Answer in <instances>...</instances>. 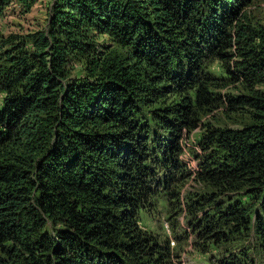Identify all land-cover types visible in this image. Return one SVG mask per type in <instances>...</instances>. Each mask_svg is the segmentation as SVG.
<instances>
[{
    "label": "trees",
    "instance_id": "16d2710c",
    "mask_svg": "<svg viewBox=\"0 0 264 264\" xmlns=\"http://www.w3.org/2000/svg\"><path fill=\"white\" fill-rule=\"evenodd\" d=\"M257 1L51 0L0 35V264H175L190 237L206 264H264Z\"/></svg>",
    "mask_w": 264,
    "mask_h": 264
},
{
    "label": "rangeland",
    "instance_id": "374dc122",
    "mask_svg": "<svg viewBox=\"0 0 264 264\" xmlns=\"http://www.w3.org/2000/svg\"><path fill=\"white\" fill-rule=\"evenodd\" d=\"M50 2L51 0H37V2L31 8L30 12L27 15H24L23 17H20V15L17 13L16 7H11L12 12H7L5 16H3L2 18L0 17V35L9 36L14 33L24 34L27 30H33L35 24H38L39 22L43 21L45 8L50 4ZM8 10L9 9H7V11ZM247 11L249 15L253 17V19L257 20L258 22L264 25V0H259L255 2L252 6L248 8ZM224 122L225 124H223V126H215H228L234 129L235 124H228L230 123L229 121ZM195 133L197 134V132ZM195 133L192 132L190 134V138L188 137L183 141L184 152L181 156V162L189 171H193L196 168V161L193 159L192 156V153L194 154L193 149L195 147L194 143L192 142V139ZM198 189L199 188L197 186H194L193 182H189L180 188L179 193L184 196L186 193H192ZM145 216L143 215L142 217V222L144 223V226L145 224L146 226H148H145V228H149L151 232L156 235H159L160 237H171L169 227L164 221V216L162 213L154 212L153 214L149 213V215L147 214ZM178 222L181 223L183 227L181 217H178ZM192 239L193 238L190 237V242L192 241ZM190 242H185V244L180 247L179 251L175 252L174 249L176 248L174 242L170 240L168 246L172 250V254L177 257V260L172 261H175V264H206L200 255L192 252V248L189 247Z\"/></svg>",
    "mask_w": 264,
    "mask_h": 264
}]
</instances>
